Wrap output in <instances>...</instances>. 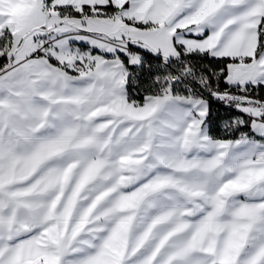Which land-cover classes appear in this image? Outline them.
<instances>
[{"label": "snow or ice", "instance_id": "6c2138e0", "mask_svg": "<svg viewBox=\"0 0 264 264\" xmlns=\"http://www.w3.org/2000/svg\"><path fill=\"white\" fill-rule=\"evenodd\" d=\"M0 58V264H264V0H0Z\"/></svg>", "mask_w": 264, "mask_h": 264}, {"label": "trees", "instance_id": "16d2710c", "mask_svg": "<svg viewBox=\"0 0 264 264\" xmlns=\"http://www.w3.org/2000/svg\"><path fill=\"white\" fill-rule=\"evenodd\" d=\"M134 50H137V49L134 48ZM137 51H140L142 53L146 61L143 67V70L138 73L141 84H144L148 81L149 77L155 73V71L157 70L156 65L160 61L157 59V57L153 56L150 53H143L142 50H137ZM121 57L126 60V58L123 57V55H121ZM191 59L197 66L203 68L206 74L208 75H211V72L209 71V69L219 71L221 67H224V65H221L217 62H213L211 61L210 58H207V57H198V56L193 55ZM4 62H5L4 59L0 58V66H2ZM148 65H151L152 67L149 68ZM223 90H224L223 81H221V91ZM130 92L134 98L138 100L143 99L144 89L137 88L135 91H132L130 87ZM137 93L139 94L137 95ZM236 94L243 95V93H236ZM247 95L255 99H264V88H261L258 91L250 90L247 93ZM205 96L208 97L209 104H210V116L208 117L210 134L216 138H224V139L229 138L221 130V123L223 121H229L233 117L237 115H241V114L238 113L234 107H227L222 102L212 99L208 93H205ZM236 135L238 136V134ZM231 138H235V136Z\"/></svg>", "mask_w": 264, "mask_h": 264}, {"label": "crops", "instance_id": "0c3cea01", "mask_svg": "<svg viewBox=\"0 0 264 264\" xmlns=\"http://www.w3.org/2000/svg\"><path fill=\"white\" fill-rule=\"evenodd\" d=\"M133 48H134V46H133ZM143 51V50H142ZM121 55H123V54H121Z\"/></svg>", "mask_w": 264, "mask_h": 264}]
</instances>
